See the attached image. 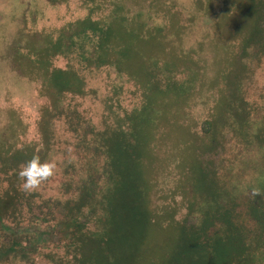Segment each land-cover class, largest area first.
I'll return each instance as SVG.
<instances>
[{
  "label": "rangeland",
  "instance_id": "374dc122",
  "mask_svg": "<svg viewBox=\"0 0 264 264\" xmlns=\"http://www.w3.org/2000/svg\"><path fill=\"white\" fill-rule=\"evenodd\" d=\"M91 8L96 9L94 15ZM86 19H103L111 28L109 40L100 50L118 65L116 69L111 63L110 72L104 71L111 74L124 96L113 115L123 114L124 109L139 110L144 152L134 160L145 172L154 222L141 245L115 261L102 258L99 262L171 264L174 260L188 264L187 258L174 256L183 243L180 230L201 225L193 213L201 205L192 178L195 165H201L208 178L211 175L212 184L220 188L211 199L214 206L228 194L227 199L234 203L227 204L236 209L232 215L247 217L256 197L264 202V134L257 133L264 121V0H0V143L8 141L15 147L32 144L36 153L43 150L41 126L45 109L51 110L45 94L50 91L45 86L46 70L67 66L63 57L43 58L44 47L48 41H61L63 32H68V39L75 38ZM93 54L97 59L100 56L96 51ZM92 69L97 71L89 82L93 88H89V99L80 101V109L91 120L97 114L93 122L101 128L111 86L106 74ZM151 79L155 82L153 93L145 99L136 81ZM51 121L62 142L55 141V149L48 154L47 162L56 167L54 176L37 189L43 201L60 197L68 151L73 165L83 171H98L103 163L94 145L97 141L89 140L84 148L77 146L71 132L67 134L61 123L57 125V116L53 114ZM74 126L83 129L82 135L94 134L90 127L84 129L76 122ZM79 147L85 152H77ZM2 150L0 165L15 163V153L7 158ZM93 158L98 161L95 168L91 167ZM16 179L13 183L20 195L24 190ZM255 189L260 195H253ZM4 199L0 195V210ZM6 199L7 204L13 202ZM49 201L26 206H21L22 201L13 203L21 214L25 212L19 218L25 221L21 228H8L0 218V241H28L18 249L24 259H30L28 264H48L43 255L53 248L63 250L58 241L70 237L61 223L66 210ZM210 224L205 227L208 233ZM130 235L127 240L132 244L138 233ZM84 241L80 236L75 243ZM85 246L89 261L96 247L93 243ZM260 247L264 255V244ZM6 257L0 250L4 264Z\"/></svg>",
  "mask_w": 264,
  "mask_h": 264
},
{
  "label": "trees",
  "instance_id": "16d2710c",
  "mask_svg": "<svg viewBox=\"0 0 264 264\" xmlns=\"http://www.w3.org/2000/svg\"><path fill=\"white\" fill-rule=\"evenodd\" d=\"M95 10L92 11V15L95 14ZM92 15L90 19H92ZM90 19L83 20L86 23L83 25V29L76 33L75 38L72 36L68 39L66 36L68 32H63L61 41L55 40L50 43L48 41L44 47L43 58L49 55H52L53 58L60 56L67 62V66L62 70L54 67L46 70L45 80L47 83L45 86L50 91H46L45 94L51 101V110L45 109L42 121L43 150L36 153L32 144L15 147L8 141L0 143V150L4 147L2 152L7 158L15 153L13 155L15 163L0 165V195L5 198L0 210L3 224L8 228L22 227V223L25 221H20L19 218L25 212L22 211L21 214V210L12 205L19 201H22L21 206H26L31 202L39 205L42 204L41 202L50 200V203L52 201V203L56 202V204L62 205L67 212L61 223L70 237L62 236V239L58 241L62 244L63 250L53 248L54 250L43 255L45 259L49 260L48 264H87L86 261H90V264H102L99 262L102 258L106 261H115L119 257H124L130 248L141 245L149 233L151 224H154L152 212L148 207L149 187L145 172L140 163L134 160L135 156L140 159L144 152L141 128L139 119H137L139 110L134 109L132 112V110L124 109L123 114L115 113L113 115L114 108L122 106L121 99L124 96L119 93L121 90L115 86L111 74L105 72H110L108 69H110L111 63L116 69H118V65L115 60L112 61L100 50L106 46L111 28L105 24L103 19L97 21ZM83 21L76 25H81ZM75 48L78 51L74 53L72 49ZM94 51L100 54L98 59L95 58ZM92 67L103 72L100 74H106L109 87L111 86L112 94L106 98L108 111L105 110V115H101L103 119L101 128L96 127L93 122L97 119V114L94 113L95 118L91 116V120L89 119L90 115L80 109V101L89 99V88H93V84L89 82L90 80L93 82L92 74L97 71H94ZM100 74L97 75L99 76L98 80ZM136 82L141 84L145 99L149 98L155 86L154 80L151 79L144 83ZM166 84L169 85L170 80ZM92 98L98 100L96 97ZM144 102L143 105L147 104ZM53 114L58 118L57 125L61 123L66 133L67 131L71 132L77 146L82 145L84 148L89 140L90 142L97 141V144L94 145L100 151L101 157H99L102 158L103 163L98 171L90 169L86 170L87 172L83 171L80 167L73 165V155L70 154L71 150L68 151L66 153L68 161L63 166L64 181L59 185L60 197L43 201L38 197L37 189L26 191L21 187L23 181L19 178V172L21 166L25 165L33 156H38L42 163L47 162L48 154H51L55 149L53 146L55 141L62 142L58 136L57 127H53L54 123L51 121ZM75 122L84 125V129L90 127L94 134L82 135L83 129L74 126ZM53 129L55 130L53 131ZM260 132L264 134V121L257 133ZM262 140H264V136ZM57 145L58 143L56 147ZM78 149H76L77 152H85L80 147ZM84 155L86 154L84 153ZM92 161L91 167L95 168L98 161L96 158H93ZM192 170L195 193L201 199L200 208L193 213L201 219V225L189 230H180L183 243L182 247L176 251L174 259L176 257L181 260L187 258L188 260H185L188 261V264H258L259 260L262 262L264 255L260 246L264 244L263 198L256 197L255 202L250 205L247 217L233 216L231 211L236 209L227 204V202L234 203L232 199H227L228 194L224 197L223 202L214 206L211 199L220 191L218 184H214V182L212 184L211 175L208 178L207 171L201 165H195ZM80 175H84V178H80ZM16 178L20 180V187L25 193L20 190V195H18V191H16L18 187L13 183ZM6 198H11L13 202L7 204ZM28 211L26 213L30 214ZM209 222L212 224L209 225L208 233L205 227ZM134 232L138 233L137 241L130 244L127 238ZM80 236L87 242L75 243V240L77 241ZM122 238H125L126 241L122 242ZM1 240L0 250L7 256L5 264H28L30 259H24L18 251L21 247L20 244L26 246L28 241L10 244L8 239L6 242V238ZM63 240L65 244H63ZM202 240H205V245ZM88 241L96 247L93 251L91 249L92 255L91 259L89 257V261L84 251L85 245L90 244ZM22 250L25 251L23 248ZM35 252L38 253L36 250ZM36 257L38 258V256ZM67 258L68 261H64ZM171 264H184V262L177 263L173 260Z\"/></svg>",
  "mask_w": 264,
  "mask_h": 264
},
{
  "label": "clouds",
  "instance_id": "9594fccd",
  "mask_svg": "<svg viewBox=\"0 0 264 264\" xmlns=\"http://www.w3.org/2000/svg\"><path fill=\"white\" fill-rule=\"evenodd\" d=\"M55 167L54 163H42L38 156H33L25 165L21 166L19 172V178L23 181L21 187L26 191L38 189L41 184L54 176ZM253 195H260L259 190H253Z\"/></svg>",
  "mask_w": 264,
  "mask_h": 264
}]
</instances>
